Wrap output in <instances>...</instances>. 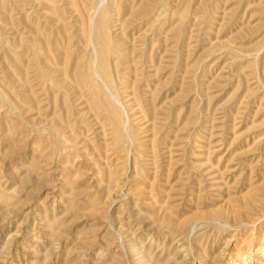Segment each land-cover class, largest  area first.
<instances>
[{
    "label": "rangeland",
    "instance_id": "rangeland-1",
    "mask_svg": "<svg viewBox=\"0 0 264 264\" xmlns=\"http://www.w3.org/2000/svg\"><path fill=\"white\" fill-rule=\"evenodd\" d=\"M0 264H264V0H0Z\"/></svg>",
    "mask_w": 264,
    "mask_h": 264
},
{
    "label": "bare ground",
    "instance_id": "bare-ground-1",
    "mask_svg": "<svg viewBox=\"0 0 264 264\" xmlns=\"http://www.w3.org/2000/svg\"><path fill=\"white\" fill-rule=\"evenodd\" d=\"M85 1V0H84ZM86 1H88V0H86ZM86 3H88V2H86ZM86 6V5H85ZM89 10V9H88ZM87 12V11H86ZM104 29V28H103ZM89 38V37H88ZM99 38V37H98ZM97 49V48H96ZM109 49V48H108ZM90 72V71H89Z\"/></svg>",
    "mask_w": 264,
    "mask_h": 264
}]
</instances>
